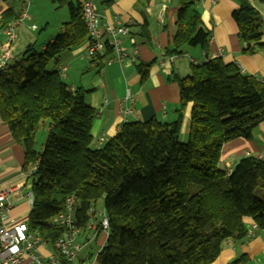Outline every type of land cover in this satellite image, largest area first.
Masks as SVG:
<instances>
[{
  "label": "trees",
  "instance_id": "16d2710c",
  "mask_svg": "<svg viewBox=\"0 0 264 264\" xmlns=\"http://www.w3.org/2000/svg\"><path fill=\"white\" fill-rule=\"evenodd\" d=\"M51 1L57 9L67 7L70 20L44 49L29 44L21 60L0 69V117L25 148L23 170L32 171L30 231L53 245L66 227L52 219L65 210L72 194L83 232L94 231L88 228L92 206L102 202L108 217L107 239L96 264H211L226 239L239 241L249 234L247 217L264 229V196L257 195L259 186L264 190V158L244 156L231 170L220 165L225 143L249 139L264 121V80L221 57L193 64L189 75L175 76L180 88L176 120L127 121L104 146L94 147L98 112L86 101L91 90L73 89L59 71L48 69L60 53L89 38L84 0ZM179 1L169 55L184 46H206L210 37L198 0ZM237 1L233 18L239 38L259 42L258 10L249 0ZM19 17L6 10L4 25ZM141 35L151 39L146 19ZM252 50L249 46L245 52ZM151 64L141 66L142 81ZM190 103L188 141L182 142ZM46 123L50 130L38 150L36 134Z\"/></svg>",
  "mask_w": 264,
  "mask_h": 264
},
{
  "label": "crops",
  "instance_id": "0c3cea01",
  "mask_svg": "<svg viewBox=\"0 0 264 264\" xmlns=\"http://www.w3.org/2000/svg\"><path fill=\"white\" fill-rule=\"evenodd\" d=\"M249 1L258 10L262 22L263 36L259 42L248 44L239 38L238 26L233 18V12L239 7L237 0H198L197 8L201 13L202 25L210 32L206 46H184L180 53L169 55L168 48L171 47L177 30L179 0H94L103 22L112 23L118 18L130 28L131 35L137 41L139 55L137 63L126 60L123 63L114 62L97 67L86 57L87 43L84 42L71 50H65L71 53L70 58L63 54L64 51L58 56L54 70L60 72L64 81L73 89L82 87L91 90L86 95V101L98 112L92 127L93 146H104L127 121H144L153 117L164 122L176 120L180 88L175 76L189 75L192 72V61L203 63L210 58L221 57L226 63L237 64L243 73L264 80V0ZM22 7V0L0 1V61L8 43L4 28L10 24L4 25L3 13L13 9L21 16ZM145 19L149 22V41L141 35ZM56 36V32L50 33L41 41L40 49H44L46 43L53 41ZM15 41L12 43L9 66L21 60L26 47L33 43ZM124 43L130 49L127 37L124 38ZM249 46L253 50L245 52ZM172 57L175 58L171 60ZM85 59L89 65L84 62ZM147 64H151L149 75L142 81L140 68ZM74 68L77 69L76 74ZM93 68H96L95 74H91ZM128 94L133 101L127 99ZM124 106H129L132 112H124ZM191 111L190 103L184 111L181 130L183 135L189 133ZM44 126L45 139L38 150L43 149L50 130L49 123ZM247 155L264 158V121L253 130L249 139L237 138L225 143L220 165L231 170ZM24 161V146L13 138L8 125L0 117V182L12 189L11 214L16 218H20L23 211L20 208L14 209V206L18 200L26 199L28 194L23 196L29 182L28 175L23 170ZM245 222L249 234L239 241L226 239L222 243L221 254L211 264H264V229L254 228L255 222L251 217H247ZM106 239L104 230L98 233L91 230L82 232L79 242L82 243L83 250L74 264H96V255ZM41 253L49 256L52 248H42Z\"/></svg>",
  "mask_w": 264,
  "mask_h": 264
},
{
  "label": "built area",
  "instance_id": "2783aa9c",
  "mask_svg": "<svg viewBox=\"0 0 264 264\" xmlns=\"http://www.w3.org/2000/svg\"><path fill=\"white\" fill-rule=\"evenodd\" d=\"M30 1L22 0L23 7L20 18L5 27L8 43L1 54L0 69L9 67L12 43L17 36L16 28L29 17ZM82 14L89 31V38L86 41V57L93 66L111 65L114 62L123 63L126 60L137 63L139 55L137 41L131 35L128 26L118 18L112 23L103 22L94 0H84ZM125 37L130 42V49L124 43ZM174 58L172 57L171 60ZM127 99L133 101L130 94L127 95ZM123 111L131 113L132 109L129 106H124ZM103 140L102 138L101 141ZM35 169L36 166L33 167V170ZM11 192L12 189L0 182V264H74L83 250V245L79 242L83 230L78 226L76 217V195L68 196L65 210L52 219L53 223L65 226L66 230L51 245L40 234L30 231L27 218L18 219L12 216ZM27 196L33 204V193L30 192ZM89 212L93 218L89 222L88 228L94 231H97V228L107 231L109 220L105 210L99 209L98 206H92ZM257 227L255 224L254 228ZM48 247L52 248V253L49 256H44L41 249Z\"/></svg>",
  "mask_w": 264,
  "mask_h": 264
},
{
  "label": "rangeland",
  "instance_id": "374dc122",
  "mask_svg": "<svg viewBox=\"0 0 264 264\" xmlns=\"http://www.w3.org/2000/svg\"><path fill=\"white\" fill-rule=\"evenodd\" d=\"M28 13H29V18L22 21L21 23L22 25L20 26V28L18 27L16 28V33L18 34V37L16 36L17 39H15L16 40L15 42L17 41L25 42V41H31L33 39L32 41L33 43L34 41L36 42L35 46L37 49H40L41 41H43L50 33L56 32V35H58L57 33H59L60 27H62L63 23L70 20V13L68 8L64 7L57 9L56 5L52 3L51 0H31ZM4 32H5V28H4ZM63 54H66L65 56H67V58H70L71 56L70 55L71 53L69 51H64ZM84 62H86L89 65V62L86 59ZM56 67H57L56 61L52 60L51 63L49 64L48 69L54 70L56 69ZM93 69L94 70L91 71V74L96 73L95 71L96 68ZM75 70L77 69L76 68L73 69V71L76 74ZM45 127L46 126L44 125L41 126V128L36 134V149H40L42 147V143L45 139L44 131H43ZM180 138L182 142H187L188 134L187 135L181 134ZM31 173L32 171H29L27 175L30 176ZM30 180L28 184L25 186V189L23 191V196L30 192L33 193L32 182ZM257 195L259 197L264 196V190L260 186L257 189ZM102 204H103L102 202L98 204L99 209L101 208ZM15 208L16 209L20 208L23 211L22 216L18 219H24L28 217L30 210L32 208V203L29 201L28 196H26V199L23 198V200H18L16 206H14V209ZM104 233L105 236H107L108 230L104 231ZM103 245L100 247V249L103 247Z\"/></svg>",
  "mask_w": 264,
  "mask_h": 264
}]
</instances>
